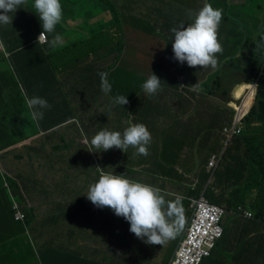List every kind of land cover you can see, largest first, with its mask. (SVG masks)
Listing matches in <instances>:
<instances>
[{
	"label": "clouds",
	"instance_id": "clouds-1",
	"mask_svg": "<svg viewBox=\"0 0 264 264\" xmlns=\"http://www.w3.org/2000/svg\"><path fill=\"white\" fill-rule=\"evenodd\" d=\"M21 5H24V8H21ZM87 5L92 6L94 3L87 2ZM78 11L82 13L81 6L78 4L66 2L62 5L61 0H0V49L3 52L0 63L4 62V58L9 59L8 64L11 68L8 71L0 66V104H2L0 112L3 114L4 101L8 102L12 93H21L24 96L31 119L35 123L50 127L49 130L44 131L42 130L43 125H40L38 132L28 136L24 141L8 150L0 152V161L26 163L33 166L36 175L41 177V179L37 177L36 180L32 181L25 174H13L15 181L18 180L17 184L22 180L24 183L31 181L32 185L27 187L24 184L21 187V191V188L16 189V182L14 181L13 186L16 190L21 191V193H17L23 203H18L13 196V201L8 211L0 212V231L3 233L9 227L5 226L6 216L9 215L12 220L15 219V221L21 222L26 228V233L30 236L32 229L26 227L25 224L27 219L25 212H27L35 217V222L32 225L35 230H32V232L37 233L41 243H49L51 240L58 242L61 238L68 237L71 232H74L73 240L75 241L76 250L82 251L86 248H92V240L81 236L79 232L81 228L85 227L77 224V228L73 230L70 227L73 226V223L67 224V220H71V214L75 209L71 208L67 212L63 210L65 205L63 187L65 186L67 174L59 170L58 166L60 165L64 169L65 167H70L81 172L94 171L98 173L96 181L88 187L86 194L88 205L82 203L86 205V208L80 210L77 220L79 222H92L94 226L87 228V230L93 235L95 233L100 234V239L104 240L103 244L105 247L110 244L106 247V252L101 251L99 247L102 253L98 257L100 262L105 260L111 264H116L114 257L119 254L118 250L122 249V247L115 239V235L125 233L130 237V242L135 250L138 246V238L149 245L163 244L167 246L165 248L167 254L165 257L169 259L166 264H171L175 259L181 242L186 237L190 221L194 215L195 204L204 200L208 205L222 211L223 214L219 222L222 231L221 236L210 249L205 251L206 256L200 263L203 264L204 261L211 257L217 244L223 238L224 218L229 215L227 213H231V209L226 212L224 208L210 204L204 197V192L213 184L214 175L223 164L224 155L230 142L234 137L241 134L244 129V120L251 114L256 104L258 80L264 74V28L254 31L258 40L256 51L251 49L254 43L247 40L250 45L245 47L242 53L231 57L236 65L233 70L252 69L250 76L237 77L235 82H231L228 85L225 84L226 75H222L223 81L221 76L212 79L215 73H211V71L218 65L217 54L222 53L223 46L220 38L223 35H227V33L229 34V31L224 30L223 24L233 19V16L228 15V11L218 1L207 0L198 11L188 13L190 20L185 23L181 22L178 26L170 29L172 43L168 41L164 31L159 28L152 30L153 35L161 36L162 40H165L167 44L162 51H159L162 55V61L159 65L153 63L150 71L146 73L145 70L148 64L146 60L140 57L129 58L126 68L121 69L119 61H100L96 56H91L87 62L90 64V73L83 75L79 79L91 86H98L100 96L96 97L91 92H80L77 98H73L70 96V90H68L70 84L74 83L73 81L69 84L62 80L60 82L56 81L50 87L45 86V90H43L42 85H40L41 79L38 76V71H42L41 69L38 68V71L32 70L23 73L22 67L11 61L12 52H15L16 48L12 50L10 44H17L16 41L23 40L22 38L27 29V21L34 19L36 21L34 23V31L36 28L40 30L37 41L41 46H46L49 43L52 48L57 47L60 56L78 54L80 48H74L77 36H84L85 45L81 49H86L92 43V40L100 39V33L104 30L103 23L116 20V14L109 9H104L99 15L94 16L91 13L86 16L82 14L81 19L79 17L77 19ZM95 18V21L90 20ZM138 20L142 25L147 26L146 21L149 19L143 17ZM81 25L87 27V29L79 30L78 27ZM112 29L110 30L112 34L119 32L118 28L114 31ZM66 31L73 32V34L63 38L62 35ZM122 31L126 36V40L131 38L134 40V44H147L151 38L150 33L140 31L133 24L124 20H122ZM50 35H52V39L49 41ZM243 36L245 37V35ZM2 39L7 46H1ZM63 41L71 42L64 46ZM161 44L159 42L156 46H161ZM8 45L11 48V53ZM69 48L70 51L68 52ZM243 53L249 55L246 60H241L240 55ZM254 55H257V58H261V65L257 67L256 61L251 58ZM136 61L137 63L135 64ZM78 64L79 62H75L71 66L73 71L77 69ZM258 69V77L254 79L252 77L253 70L256 71ZM246 80H251V82H245ZM243 85L253 86L250 106H246L247 98H249L251 92L250 88L243 91L240 97H237V90ZM202 88H204L205 93L200 95L201 91L197 92V90ZM220 88L225 90L220 91ZM186 90L193 91L192 96L194 99L191 98L189 93L185 92ZM163 91H171L187 98L192 104V112L187 115H179L175 121L162 124L157 128L155 141L159 147L163 146V138L169 132L179 131V123H185L184 119L179 123L177 120H180L181 117H187V121H189L194 116L199 105L206 106L212 99L223 103L234 113L231 125L225 126L222 130V135L226 140L225 148L218 154L213 153L208 163L203 167L207 171L208 176L203 179L202 175H205V171H202L201 179H194L195 181L189 182L191 185L195 183V189L192 191H196L198 188L200 191L196 198L189 199V196L187 197L190 215L188 212L185 230L175 244L172 253L168 248L169 245L164 242L172 238L183 226L182 195L174 193L172 189V184H177V179L174 174L175 170L171 168L177 167L163 166V173L167 174V177H163L161 173L155 174L153 172L154 169L148 164L152 162L154 153L152 150L154 136L150 129L139 121V112L145 107L144 101L159 96ZM124 94L128 95L125 97ZM100 98H106L110 100L111 105H117L128 111V126L123 131H111L108 128H104L98 131L89 141L85 134L80 137L78 133V131L80 133L83 131L80 120H84L83 116L88 111L99 107ZM86 105H88V108L84 109L85 114L83 115V108ZM52 108L54 111L50 110ZM57 118L64 119V122L53 126ZM131 120L136 121V123H132ZM100 122L105 121L100 119ZM72 127H75L77 131H73ZM84 127H86V122ZM186 131L192 132V134L185 136L180 134V141H183L186 152L182 156L184 160L178 163L179 168H177V171L188 177L189 174L180 169V167L184 166L187 160L193 157L196 145L195 137L199 132L195 127ZM60 134L81 140L82 149L72 159H75L74 161L83 159L85 161L83 166H70L68 161L66 164L61 160L63 156L69 158V149L66 145L67 140L58 138ZM36 142H50L58 145L59 150L50 152L56 163L50 160L29 159L27 157L28 154L35 150ZM188 146L191 148L189 153L187 152L189 150ZM59 152L62 154H58ZM7 157H12V159ZM211 163H213V166H211ZM157 180H163L171 185L158 187L155 184L158 182ZM37 181L41 182L36 183L37 188H35L34 182ZM202 185L206 187L205 190ZM5 188L10 191L13 190L7 182ZM166 195L173 196L175 199L167 200L165 198ZM26 196L35 198L39 205L28 203L25 200ZM103 208H110L112 210L110 213L119 217L118 221L114 220L108 225L100 223V214ZM234 214L236 218L243 221L254 220V215L248 208L238 206L234 208ZM86 215L96 216V218L89 219L84 217ZM120 217L129 222L130 228H122ZM258 221L264 224V216ZM49 231L59 233L54 235L47 233ZM2 240L1 242L3 243ZM172 240H174V237ZM18 250L12 251L9 246L3 243L0 246V264L8 263L15 259H19L21 262L27 259V253L24 250L17 252ZM144 252L147 253V251ZM134 256L136 255H132L130 252L131 262L128 264H133ZM148 258L149 262H151L152 258Z\"/></svg>",
	"mask_w": 264,
	"mask_h": 264
},
{
	"label": "trees",
	"instance_id": "trees-1",
	"mask_svg": "<svg viewBox=\"0 0 264 264\" xmlns=\"http://www.w3.org/2000/svg\"><path fill=\"white\" fill-rule=\"evenodd\" d=\"M164 8V14L167 17L165 23V33L168 41L172 43V33L170 29L178 26L185 19H189L188 13L179 8L174 2L163 0L160 2ZM24 8V5L20 6ZM25 13H27L25 11ZM78 17L82 18V13L77 12ZM34 19H29L26 23L27 29L23 40L16 41L17 44H10L12 50L16 48L13 53L12 63L22 67V72L27 73L38 68V76L41 79L40 85L43 90L50 87L53 82L62 80L69 84L74 83V89L70 91V96L77 98L80 92H91L94 96H100L98 86H91L87 82L81 81L83 75L90 73V64L87 63L91 56H96L98 60H106L110 62H117L119 56L122 54L124 42L117 45L110 39L115 37L111 33L115 29H119L123 41L126 36L122 31V22L119 20H112L107 25H104V30L100 33V39L92 40V43L86 49H81L85 45V38L83 35L75 38L74 48H80L78 54L60 56L59 50L52 48L48 43L46 46H41L38 40V33L40 30L36 28L34 31ZM229 24L234 28L241 27V23L231 21ZM79 30H86L87 27L83 25L78 27ZM238 30V29H236ZM234 31V30H232ZM52 35L49 36V41ZM9 44V43H8ZM88 45V44H87ZM9 52L11 53V48ZM118 54V57H117ZM113 55L115 57L110 58ZM257 55L251 56L256 61V67L260 64L261 58ZM258 60V61H257ZM10 60L4 58V62L8 63ZM79 62L75 71L72 65ZM85 62V64H83ZM255 70V69H254ZM253 70V78L257 79L259 69ZM76 76H75V74ZM251 78V79H253ZM245 82H251L246 80ZM13 91V90H12ZM252 93V92H251ZM88 100V98H87ZM2 104H0V111ZM30 115L29 109L26 107L24 96L21 93H12L10 100L4 101L3 114L0 112V152L6 151L12 146L24 141L28 136L30 130L35 133L40 130L47 131L50 127L35 123L31 118L27 121L25 116ZM64 122V119L57 118L53 126ZM52 126V127H53ZM25 185H32L31 181L16 183V189ZM199 192L191 191L190 198H196ZM204 197L207 201L215 206L222 207L227 212L228 209L237 208L238 206L248 208L254 215V220L244 221L248 228L263 227L264 224L258 220L264 216V74L258 80L256 104L251 112L244 120V129L239 136H236L230 142L225 155L223 164L214 175L213 184L204 192ZM21 200V199H20ZM28 203L39 205L35 198L29 196L25 197ZM13 208V206H12ZM62 208V207H61ZM71 209L66 203L63 210L67 212ZM25 212V211H24ZM26 213V227L32 229L35 222V217L31 213ZM190 215V212H189ZM16 224L21 222L13 220ZM26 228L23 226V231ZM15 227L9 226L5 231H0V246L5 243L12 251L18 250L20 252L25 250L21 242L18 241L14 233ZM26 233V232H25ZM72 238L66 245L61 244L66 238L63 237L60 241L51 240L48 244H41L38 246V258L40 264H111L103 260L100 262L98 257L102 255L99 247L104 240L98 238L93 239L92 248H86L82 251L74 249L75 241L73 240L75 233L71 232ZM3 239V240H2ZM115 239L120 244L122 249L118 250L114 262L116 264H128L130 260V252L136 255L138 260L132 261L133 264H151L149 262L148 253H142L133 249L130 242V237L127 234L115 235ZM3 241V243L1 242ZM110 245V244H109ZM109 245H106L109 246ZM175 247V245H174ZM173 247V248H174ZM168 252V250H166ZM15 254V253H14ZM67 260V261H66ZM166 264V263H165Z\"/></svg>",
	"mask_w": 264,
	"mask_h": 264
},
{
	"label": "rangeland",
	"instance_id": "rangeland-1",
	"mask_svg": "<svg viewBox=\"0 0 264 264\" xmlns=\"http://www.w3.org/2000/svg\"><path fill=\"white\" fill-rule=\"evenodd\" d=\"M120 1V0H119ZM179 8H181L184 4V0H173ZM66 2H74L81 6L82 9V14L83 16H86L88 13H91L92 16L94 15H99L104 9H109L111 10L114 14H116V20H119L122 22L123 20V12L121 10V7H115V6H110L109 5V0H61V4H65ZM87 2H93L94 5L90 6L87 5ZM243 11L245 13L246 17V25L248 27V41L251 43H254V46H252V50L256 51L258 48V40L257 38L253 35V32L256 30H259L261 28H264V0H249L248 3L243 7ZM92 21H95V19H90ZM108 23H103V25H107ZM145 30L147 31L146 33L151 34V38L148 41V45L144 43H137L134 44V40L131 38H128V40L123 41L122 35L120 32H117L115 34V37L110 38L115 45L118 43H123L124 42V48L122 50V54L118 57L119 58V65L121 69H125L127 66V62L129 58L132 57H140L144 60H146L148 66L146 68V73L150 71V67L153 63L160 64L162 61V55L160 54L159 51H162L166 47V41L162 40L161 36L153 35L152 34V27L151 26H145ZM236 30L234 31H229V35L231 37L230 43H234V45L237 44L239 37L237 33H235ZM73 34V32H68L66 31L62 37L66 38V36H69ZM234 40V42H233ZM64 42V41H63ZM71 41H66L64 42V46H67ZM159 42H161V46H156ZM2 47L7 46L5 41L2 39ZM245 46V44H243ZM64 49V48H61ZM68 52L70 51V48L67 50ZM249 55L246 53H243L240 55L241 60H246V58ZM3 57V52L0 49V58ZM115 56L111 55L110 58H113ZM229 57V50L228 47H222V53L217 54V59H218V65L216 68H214L211 73H215L212 76V79L216 78L217 76L222 77L223 81V76L226 75V82L225 84L228 85L231 82H235L237 77L244 76L248 77L252 73V69H246L243 71L240 70H233L235 65V61L233 58H228ZM137 61L135 62V64ZM0 66L4 67L6 70L10 71L11 68L8 63L6 62H1ZM248 67V66H247ZM209 85V84H208ZM223 85V84H222ZM221 85V86H222ZM74 84H70L68 90H73L74 89ZM224 88H220V91H224ZM201 91L200 95H203L205 93L204 88L201 90H197V92ZM185 92L189 93L192 99V92L190 90H186ZM128 94H124L126 97ZM92 98V97H91ZM197 99V96H196ZM195 99V101H196ZM88 105H86L83 108V115L85 114L84 109H87ZM233 111L228 108L226 105L223 103L216 101L214 99L210 100V103L206 106H201L199 105L198 108L195 111L194 116L187 121V117H181L180 120H177L178 122L183 121L185 123H180L182 124L183 128L185 130H190L193 127H195L198 130V135H196V145H195V151L194 155L192 158L187 160L186 164L180 169L186 171V173L189 174L188 177L182 175L180 172H178L177 168H171L174 169L175 172L174 174L176 175L177 179V184H172V189L174 190V193L176 194H181V207L183 209L182 216H183V226L180 228L174 237L167 239L164 243L168 244V248L170 252H173V247L176 244L177 240L180 239L182 233L185 230L186 223L188 221V212H189V200H187V197L189 196L190 192L195 189V183L191 185L192 181L199 180L200 175L203 171V167L207 163V160L209 158V155L211 153H220L224 148L226 144V140L224 136L222 135V130L225 126H230L232 123V118H233ZM31 116H25V120L27 121L30 119ZM85 120V119H84ZM84 120H80L83 126V131L79 133L80 137L81 135L85 134L87 139L91 138L92 136L89 135L90 130L96 127H100L103 125L105 122H100V118L95 119L93 118L92 120H85L87 127H84L85 122ZM110 122V121H109ZM132 123H136V121H132ZM73 131H77L75 127L71 128ZM88 132V133H87ZM35 132L33 130H30L29 136H32ZM58 138L61 140L65 138L67 140L66 145L69 149V158L66 156H63L61 160H63L66 164L68 161V164L70 166H83L84 165V160L83 159H78L74 161L75 159H72L81 149H82V144L80 139H76L75 137H66L62 134L58 135ZM91 140V139H90ZM189 150L187 151L188 153L191 151L190 146H188ZM65 154V152H63ZM62 154V153H58ZM8 159H12V157H7ZM20 173V174H25L28 179L34 181L37 179H41V177L37 176L35 173V168L33 166H30L26 163L23 162H17V163H10V162H2L0 161V212H6L11 206V202L13 201V196L15 197V200L18 203H23L22 199L18 195V193H21V191H18L15 189L13 186L15 179L13 178V174ZM175 179V178H174ZM195 179V180H194ZM155 184L158 187H167L171 184L165 183L163 180H157ZM6 182L10 186L11 189L9 190L6 189ZM16 183L18 180L15 181ZM197 191L199 192L200 189L198 188ZM18 192V193H17ZM172 193V192H171ZM167 200H174L175 197L166 195L165 197ZM21 199V200H20ZM85 209L86 205L81 204L79 205L71 214V220H67V224L73 223V226H70L73 230L77 228V224H80L81 226L85 228H81L79 231L81 233V236L86 237L88 239H98L100 238V234L95 233L94 235L91 234L87 228H92L94 224L92 222H79L77 220V216L80 212L81 209ZM112 211L110 208H103V211L100 214V223H106L108 225L112 221L116 220L118 221L119 217L114 215L113 213H110ZM89 219L96 218V216L92 215H86L84 216ZM122 220V228H130L129 222H127L123 217H120ZM228 216L224 218V222L227 220ZM6 223L5 226H11L15 227L16 230H14V233L16 235V239L21 242L22 246L25 248V252L27 253V259H24L22 262L19 259H15L13 261H10L8 263L4 264H40L38 258V246L42 244L39 241V237L36 232H32L31 230V235L28 236L26 232V229L23 231V225L21 224H16L13 222L11 217L9 215L6 216ZM75 225V226H74ZM47 233L50 234H58L59 232L55 231H49ZM138 246L136 248V251L144 253V251H147L148 257L152 258L151 264H165L166 261L169 259L168 257H165L167 254L165 252V248L167 246L165 245H149L142 241L141 239L138 238ZM90 243V242H89ZM149 248V251H148ZM101 251L106 252V247L102 243L100 246ZM146 253V252H145ZM137 260V257L134 256V261ZM162 262V263H161Z\"/></svg>",
	"mask_w": 264,
	"mask_h": 264
},
{
	"label": "crops",
	"instance_id": "crops-1",
	"mask_svg": "<svg viewBox=\"0 0 264 264\" xmlns=\"http://www.w3.org/2000/svg\"><path fill=\"white\" fill-rule=\"evenodd\" d=\"M162 1L163 0H109V5L121 7L124 14L123 20L130 22L140 31H146L145 26L138 20L144 17L145 19H149L146 21L147 26H151L152 29L155 30L159 28L165 32L167 17L160 3ZM167 1L172 2L173 0ZM216 1L225 7L228 11V15L233 16V19L223 24L224 30L232 31L239 29L235 32L239 37L236 45L230 43L231 37L228 33L220 38L222 46L228 47V58H231L235 54L242 53L244 48L250 45L247 41L249 30L245 23L246 17L243 11V7L249 0ZM206 2L207 0H184V5L181 8L187 13L195 12L202 8ZM174 4L176 3L174 2ZM187 20L189 19H185L184 23ZM231 21L241 23L242 26L234 28L233 25L229 24ZM243 35H245V37ZM253 35L256 36V32H253ZM243 44H245V46H243ZM144 103L145 107L139 112V121L145 124L154 136V143L152 145L154 153L151 160L152 162L148 165L154 169L153 172L155 174L161 173L163 177H167L168 175L163 173V166L169 165L179 168L178 163L184 160L182 156L185 154L186 150L184 149L185 145L183 141H180V134L185 136L192 134V132H187L182 124L178 122L180 133L179 131L169 132L163 138V146L159 147L155 141L157 128L162 124L175 121L179 115L190 114L192 112V104H190L188 99L184 96L171 91H163L155 98L146 99ZM50 110L54 111L53 108ZM83 118L89 121L93 118H100L105 121L100 127L88 131L89 135L93 137L98 131L104 128H108L111 131H123V129L128 126L129 113L117 105H111L110 100L100 98L99 107L95 110L88 111ZM108 120L111 121L108 122ZM91 138H89V141ZM56 150H59L56 144L50 142H36L35 150L28 154L27 157L29 159L50 160L56 163L53 155L50 153ZM212 155L213 153L209 155L207 163ZM58 168L61 172L67 174L65 186L63 187V199L65 203L72 209H76L82 203L88 205L86 200L88 187L96 181L98 173L94 171L81 172L70 167H65L64 169L60 165ZM203 171H205V175L202 172V177L205 179L208 174L205 169H203ZM38 182L41 181L34 182L35 188H37L36 183ZM203 188L204 190L206 189L204 186ZM227 214L229 215L224 222V236L217 244L211 257L204 261L203 264H264V228H248L243 220L235 217L234 208L231 209V213ZM70 239H72L71 236L66 237L61 244L66 245ZM45 243L46 242H43V244Z\"/></svg>",
	"mask_w": 264,
	"mask_h": 264
},
{
	"label": "built area",
	"instance_id": "built-area-1",
	"mask_svg": "<svg viewBox=\"0 0 264 264\" xmlns=\"http://www.w3.org/2000/svg\"><path fill=\"white\" fill-rule=\"evenodd\" d=\"M222 214V211L208 205L204 200L197 202L186 237L171 264H200L206 256L205 251L221 236L219 222Z\"/></svg>",
	"mask_w": 264,
	"mask_h": 264
},
{
	"label": "bare ground",
	"instance_id": "bare-ground-1",
	"mask_svg": "<svg viewBox=\"0 0 264 264\" xmlns=\"http://www.w3.org/2000/svg\"><path fill=\"white\" fill-rule=\"evenodd\" d=\"M248 88H250L251 89V92H252L253 86H250V85H243V86H241L240 89L237 90V97H240L241 94H242V92L245 91ZM251 92L249 94V98H247L246 106H250L251 103H252V93Z\"/></svg>",
	"mask_w": 264,
	"mask_h": 264
}]
</instances>
